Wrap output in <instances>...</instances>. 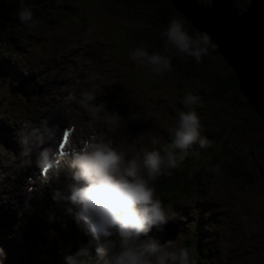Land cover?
<instances>
[{
	"label": "rangeland",
	"instance_id": "374dc122",
	"mask_svg": "<svg viewBox=\"0 0 264 264\" xmlns=\"http://www.w3.org/2000/svg\"><path fill=\"white\" fill-rule=\"evenodd\" d=\"M24 1L30 3L31 6H37L38 10L36 11L48 12V15L44 14V16L50 22L47 25L43 24V27L36 24L33 29L26 26L17 29L14 27L16 22L21 23L17 15L18 11L11 12L10 19L13 21L11 28L13 29L8 34L0 35V117L5 115L11 124L16 121L26 127V131H28V134L23 132L25 136L16 142L18 144L16 148L7 147L0 151V180L4 184H6L5 180H9V184H11L10 195L20 199L19 202H14V200L12 202L10 196L8 198L0 194V207L3 209L10 207L12 209L10 214L14 215V218L20 219L22 216H29L31 209L41 202L42 193L43 195H50L58 187H61L63 192L70 189L71 184L74 183L72 173L65 171L59 177L53 176L51 183L43 188L44 191L41 193L37 194V191L35 194H31L25 190L24 175H28L34 170L32 168L38 157L37 143L48 141L49 145L52 146L53 144H50V138L54 135L52 131H55V135H57L62 125L73 123L76 126L78 140L82 136L92 138L97 132L100 135L98 136L99 141L111 140L113 144L112 138L119 137L121 133H126L121 130L119 124L128 121L132 115L128 111L135 114L142 113L139 114V118L140 115H144L150 118L153 123L157 117V122L160 125L156 123L150 127L147 124H139L130 128L140 140L136 143L124 136L127 140L124 143L125 147L128 149L136 148V146L146 148L148 144L152 143L154 150L160 151L168 141L165 136L173 132L172 125L178 122L177 114L186 110L183 103L180 102V98L184 99L186 94L192 91L191 94L198 95L204 102L202 107L197 105L195 109L201 118L202 135L211 141V146L210 152L207 153L206 150V153L202 155L195 152V148L200 147L199 143H196L188 150L185 159L180 164L188 169V178H192L198 170L204 169V166L208 168L203 172L208 171L212 163L219 164L221 171L219 175H211L212 177L206 182L202 194L195 190L194 198L190 201H183L184 204L188 203L186 208L189 205H192V208L185 211L184 214L186 215L180 213L171 219L172 223L174 221L176 230L178 229L177 238L174 237L175 239L171 242L175 247H186V241L189 237L188 230H191L192 225L198 223L197 217L202 214L203 206L209 203L212 197L219 198L221 209L218 210V213L221 215L223 212L220 211H224V215L227 216L225 219L227 224L217 231L216 242L212 238L198 242L197 248L202 252L203 261L200 263L197 261L195 264H232L230 256L233 254L228 245L224 244L220 247L213 245L218 246V240L228 229H233L232 227L236 228V232L233 233L234 241H243L242 245H245L244 249L240 251L239 259L234 264H264V120L261 123H255L253 126H245L246 112L229 106L212 107L213 112L209 113L204 109L208 106V98L212 97L213 89L208 84L203 83L199 78L185 82L183 78L174 76L172 73L169 74V72L161 76L130 59L131 53L135 50L130 38L138 39L142 35V38H145L147 35L145 29L150 22L149 15L151 14L149 4H144L141 12L130 13L120 4L127 2L133 8L139 7L141 4L135 0H119L120 3L114 2V0ZM196 1L206 9L212 8L213 3L210 4L209 0ZM232 1L233 7L239 11L235 10L238 14L247 10L250 3L249 0ZM2 2L3 0H0V11L6 10ZM45 8L48 10L44 11ZM26 29L29 31L27 32ZM18 30L23 34L27 33L22 35L23 37L11 35V32H18ZM9 34L11 36L8 37ZM10 38L12 46L9 43ZM68 40L71 42V47L65 45ZM14 45L15 47H13ZM163 45L159 51L151 50L146 45L144 48L149 53L169 55L174 66L175 61L179 59L174 58L171 45L168 46V52H165V45ZM81 46H85V48L80 50L78 54L72 49V47ZM142 46L138 45L136 48ZM46 49H48L46 55L52 54L59 57L60 60L56 57L45 59L42 53ZM65 60L67 62L64 66L68 70L64 75L66 81L51 83L48 80L51 84L48 87L50 89L42 87V82L36 78L43 79L52 74L56 80L53 69ZM20 67L22 72L19 79L17 75H13L10 79L5 76L13 70V74H16L17 68ZM128 69H130L129 72H127ZM196 73L210 81V77H229L231 69L226 66L221 58H213L208 61L206 66L198 67ZM17 79L22 90H38L40 92L38 97L35 93L32 95L34 105L30 106V109H26L22 115L13 108L14 100L20 97L13 87V83ZM65 82L69 83V91L65 89ZM26 84L30 87H26ZM178 84H180V89H176ZM89 91L97 94L95 102H104L107 111L110 113L117 112L123 118L122 121L113 124L103 113L100 114L99 118L93 116L92 105L81 103L84 93ZM242 94H234V101L245 102L246 99ZM42 96L43 99L40 100ZM44 99L47 101L45 102ZM24 100L29 101V96H26ZM18 107H20V103ZM208 108L210 109L209 106ZM237 109L238 111H236ZM215 114H218L219 121L214 119ZM219 122L227 124L225 135L230 134L231 148L242 161V165L238 167L241 175H233L231 168L228 169L230 159L217 158L216 150L212 151L217 142ZM1 124L2 120L0 119ZM33 126L41 127L32 130ZM16 130L18 129L16 128ZM10 141L12 143V139ZM1 145L6 146L7 144L1 142ZM19 152L21 153L19 154ZM137 156H141L139 151L132 158ZM215 159L220 161L217 162L218 160ZM221 165L223 166L221 167ZM16 180H21V184H17ZM51 184L54 186L52 190ZM32 185L34 184L31 183ZM157 195L160 199L166 198L161 193H157ZM2 198L5 200L3 203ZM30 199L32 200L30 201ZM63 207L65 208L66 219H70L72 215H69L68 212L71 214L75 206L63 203ZM70 208L71 211H69ZM237 213L239 220H237ZM211 215L207 214V217ZM216 217L217 222L222 226L223 217L219 215ZM47 219L48 222H42L48 224L47 229L39 226L38 223L36 224L41 232L50 237L43 239V242L48 241V248L45 250L41 248L29 249L28 258L34 261L33 264H42L46 261L47 255L55 252L53 248L62 244V239L56 237V230L61 231V229L56 224L55 218L47 217ZM233 221L234 224L232 225ZM64 223L63 220H60V227ZM178 227H181V231ZM216 230L217 228H209L208 231L214 232ZM169 231H172V228ZM159 232L161 231L155 228L149 235L159 239L162 244L171 240L173 236L167 233V227L161 235H157ZM35 233L30 222L16 224L4 241L0 238V247L7 246L10 243L9 238L35 239ZM199 234H194L192 239L195 240ZM82 235L84 234L82 233ZM84 241H89V236H86ZM28 247L25 243H21L20 251L23 253V250ZM14 255L15 252L11 250L8 257L3 260V264H16L13 262ZM88 255L89 258L92 257L89 252ZM213 256L219 257L220 261H216L218 259L216 257L213 260L211 258ZM81 259H83V263L77 260L76 263L84 264L86 260L88 261L87 257L78 258V260Z\"/></svg>",
	"mask_w": 264,
	"mask_h": 264
},
{
	"label": "clouds",
	"instance_id": "9594fccd",
	"mask_svg": "<svg viewBox=\"0 0 264 264\" xmlns=\"http://www.w3.org/2000/svg\"><path fill=\"white\" fill-rule=\"evenodd\" d=\"M17 15L24 26L36 27L35 6L22 3ZM161 36L165 38V52L171 45L180 57H193L197 63L209 55L210 49L217 48L207 32L190 35L180 19H172ZM130 59L161 76L173 68L169 55L149 54L144 47H137ZM96 96L93 91L86 92L81 103L91 104L96 118L103 113L111 123H120L123 118L115 111L108 112L104 102L93 103ZM199 103V96L186 95V110L177 114V127L163 155L152 150L142 157L126 159L125 152L114 148L111 140L88 142L71 152L69 165L74 183L63 199L76 207L77 220L98 242L95 264H195L188 247H175L171 241L162 244L149 234L154 228L162 230L175 216L157 195L158 178L170 176L194 144L199 143L201 148L211 146V141L202 135L201 118L195 109ZM138 118L135 113L129 117ZM208 171L219 175L220 165L215 164ZM4 259L6 253L0 247V264Z\"/></svg>",
	"mask_w": 264,
	"mask_h": 264
},
{
	"label": "bare ground",
	"instance_id": "6f19581e",
	"mask_svg": "<svg viewBox=\"0 0 264 264\" xmlns=\"http://www.w3.org/2000/svg\"><path fill=\"white\" fill-rule=\"evenodd\" d=\"M213 1L214 0H212L211 3H213ZM252 1L253 0H250V6L247 8V10L241 12V14L245 13L246 11L248 12L250 10L249 8L252 6ZM255 1L256 0H254V2ZM259 1H264V0H259ZM233 9L235 10L234 7H233ZM219 25H220V29L222 30L223 29L222 28L223 23H220V21H219ZM195 28L198 31L200 30L199 27H197V26H195ZM199 32H203V31L201 30ZM70 44H71V42L68 40V42L65 45H70ZM70 47H71V45H70ZM83 48H85V46L74 47V48L72 47V49L75 51L76 54H78V52L80 50H82ZM217 48L219 49V46H217ZM91 49H93V48H91ZM47 51H48V49L44 50L42 53L43 56L45 57V59L48 60V59H52V58L56 57L60 60L59 57L54 56L52 54L46 55ZM117 52H118V50H117ZM66 62L67 61L65 60L63 63H60L58 66H56L53 69V73L55 75L56 80L53 78L52 74L45 76V74L39 70L45 76V78H43V79L36 78V79H38L39 82H42V87L50 89V88H48L51 86L49 81H51V83L56 82V81L58 82L61 80L66 81V79L64 78L65 73L68 72L67 67L64 66V64ZM129 71H130V69H128L127 72H129ZM13 72H14V70L12 72H10L9 75H5V76L10 79V77H12L13 75H17V77L19 79V76L22 72L21 67L17 68L16 74H13ZM134 74H137V72H134ZM18 79L14 81L13 87H15V89L18 92V94L20 95V97L14 100L13 108H15L22 115V113L26 109H30L29 107L34 105L32 95L35 93L36 97H38L40 92L38 90H22L20 85H19ZM26 87H30V85L26 84ZM65 87H66L65 89L69 91L70 86H69L68 82H65ZM26 96H29V98H30L29 101L24 100V98ZM42 99H43V96L41 97L40 100H42ZM44 101L46 102L47 100L44 99ZM19 103H20V107L17 108V106H19ZM119 103L121 104V102H119ZM128 112L130 114H133L130 111H128ZM139 114H142V113H139ZM0 119L2 120V124L0 125V138H1L0 139V147H3L4 149L7 147L16 148L18 146V144L16 142L19 141V139L21 137L25 136L23 132L28 134V131H26V127H24L22 124H20L16 121L11 124L10 120L5 115L1 116ZM156 123L158 125H160L159 122H157V117L155 118V122L152 123L151 119L148 117H145L144 115H140V118H138V119H128V121H126V122L124 121V123L119 125V127H121V130H124L126 133L125 134L121 133L119 135V137L113 138L115 142L113 141L112 146L114 148H116L117 150H121V149L125 148L124 143L127 140L125 139L124 136L130 138L133 142H136V143L139 142L140 138H138L130 128H133L139 124H147L148 126L151 127V125L156 124ZM70 126H71L70 123L66 124L67 129ZM15 127L18 130H16ZM40 127L36 128L33 126L32 130L34 128L40 129ZM70 129H71V127H70ZM115 130H116V128H115ZM52 133L55 135V132L52 131ZM94 134H97V132H95ZM97 135L100 136L99 134H97ZM78 137H80V136H78ZM165 137L169 141L171 140V134L166 135ZM10 139H12V143H10L11 142ZM81 139L86 140L87 136H82ZM1 142H3L5 145L7 144V145L6 146L1 145ZM1 149L2 148H0V150ZM138 151L141 153V157H142V154L144 152L152 151V144H148L146 146L145 150L141 149L139 146H136V148H131L127 152V154L129 156H135ZM20 153L21 152H19V154ZM27 154H25V155H27ZM0 173H1V171H0ZM210 178L206 179V180L208 181V180H210ZM24 179H25V177H24ZM16 181L18 182L17 184H21V182H22L21 180H16ZM207 181H205V184L202 185L200 190H198V192L200 194H202L201 192L205 188ZM5 183L6 184L2 183V180H0V194H3V197L10 196V199L12 202H13V200H14V202H19L20 201L19 197L13 198L12 197L13 195H10L11 184H9V180H5ZM3 184H4V188H3ZM26 187H27V185H26ZM50 188L52 190L54 188V186L51 184ZM69 194H70V192H68L66 195L59 194V193L52 194V195H49V194L43 195V193H42L41 202L35 208L31 209L29 216H22V218H20V219H16V218H14V215L10 214V212L12 210V209H10V207L7 209H3L2 207H0V235L2 236L0 238L3 239L2 241H4L5 237L11 232V229L13 228L14 225L21 224L23 222H30L31 228L33 230H35V232H36L35 233V239H28V240H21V239H17V238H9L8 239V241H10V243L7 246H4L3 249H4L5 253L7 252L8 254L11 250L15 252V255L13 256L14 257V260H13L14 263L16 262V264H18V262L20 261L19 264H33L34 261L30 260L28 258L27 253L30 251L29 249L30 248H33V249L41 248V249L45 250L48 248V244H47L48 241L43 242V239L45 238V234L43 232H41L39 226L36 224V221L40 218L49 217V218H56V224L61 229V231H59L58 229L56 230V233H57L56 237L57 236L60 237V239H62V243H64L66 240L70 241V239L74 238L75 236H73V235L78 234V236L80 237V240H78V243H76V245H77L76 248L77 247L79 248L78 249L79 251L77 250L78 255L83 256L84 258H85V256H88L87 257L88 264H95V257H96L95 248L97 247L98 242L87 231V228L83 224V222L77 220V217H76L77 209H76V207H73V212L71 214L68 212L69 215H72L71 218L66 219V212H65V208L63 207V203H66L68 205H70V203L67 202L65 199H63V197H66ZM163 199H161V201ZM186 200H188V199H186ZM186 200H183V201H186ZM183 201L178 200L177 202H174L173 203L174 207L171 205L172 203L166 204L162 201V204L164 205V207L166 209H171L172 211L175 212V215H178L180 213L184 214L187 209L192 208V205H189L186 208V205L188 203L184 204ZM3 202H5V200L2 198V203ZM220 207H221L220 199L212 197L211 201L203 206V211H201L202 214L197 217L198 223L196 225H192L191 230L190 229L188 230L189 237L186 241V247H188L191 250L192 259L195 261V263H197V261L199 263L203 261L202 252H201V250L199 251L197 248L198 242H202L204 239L207 240L210 238H212V240L214 242H216L215 239L218 237L217 231L219 229H222L227 224V222H225L226 221L225 219L227 216L224 215V211H220V212H223V214L221 213V215L218 213V210L221 209ZM204 210H205V212H204ZM207 214H212V215L210 217H207ZM184 215H186V214H184ZM217 215L223 217L222 220L224 221V223H222V226L220 225L219 222H217V217H216ZM60 220H63L65 222L62 227H60V225H59ZM237 220H239V214L238 213H237ZM176 223L178 226L179 224L177 221H176ZM233 224H234V221H233L232 225ZM166 227H167V233L169 235L176 234V236H174V237L177 238V236H178L177 230L178 229L176 230V226L174 224V221L172 223L171 219L169 220V222L167 224H165L162 227V230H159L161 232H159L157 235H161L164 232V230L166 229ZM163 228H164V230H163ZM170 228H172V231H169ZM209 228H215V229L217 228V230L214 232H209L208 231ZM232 228L233 229H228L222 235V237L218 240V246H216V244H213V245H215V247H220L221 245L227 244L230 251H232V254H233L232 256H230V260H231L232 264H234V262L239 259L240 251L244 249L245 245H242L243 241H240V240H237L236 242L234 241L235 236L233 233H234V231L236 232V228H234V227H232ZM174 229H175V233H174ZM72 230H76L79 232H77V233L76 232H69ZM153 230H155V228ZM179 230L181 231V227L179 228ZM239 230H240V228H239ZM81 232L84 235H82ZM196 233L197 234L200 233V234L196 237L195 240H193L192 239L193 235L194 234L196 235ZM86 236H89V241L85 242L84 240H85ZM201 236L203 238H201ZM49 238L50 237H48V235H47V239H49ZM190 241H193V244L190 243ZM21 243H25L26 247L29 246L28 248H25L23 250V253L20 251V244ZM62 245L63 244H61V246ZM61 246L59 245L58 247L53 248V249H55V254H57V252H58L57 250H59L61 248ZM194 247H195V249L193 250ZM18 251H20V252H18ZM87 251L91 254V256H92L91 258H89ZM7 253H6V258L8 257ZM214 257H216V256H213L211 258L213 260H215ZM216 258H218L216 261H220L219 257H216Z\"/></svg>",
	"mask_w": 264,
	"mask_h": 264
},
{
	"label": "trees",
	"instance_id": "16d2710c",
	"mask_svg": "<svg viewBox=\"0 0 264 264\" xmlns=\"http://www.w3.org/2000/svg\"><path fill=\"white\" fill-rule=\"evenodd\" d=\"M135 1L141 5L135 8L130 6L127 2L121 3L120 5L124 9L128 10L130 13H134V12L138 13L137 11L141 12L142 10L141 8L144 4L146 5L149 4V9H150L149 12L151 13L149 15L150 22L145 29L147 31V33H145L147 34L146 37L142 38L143 36L142 35L138 39H135L133 37L130 38L135 49H136V46L138 45H143L142 47L146 45L151 50L159 51L160 50L159 48L163 44L165 45L164 43L165 38L161 36V33L167 28L169 22L172 19L182 20L185 24L186 30L189 32L190 35L195 36V34L199 32L195 28V26H193L191 22L186 20L184 15L177 12L172 6V4L167 0H135ZM211 1L212 0H209L210 3ZM114 2L120 3L119 0H114ZM22 3L25 6H31L30 3H27L24 0H3L2 4L6 8V10L0 11V35L8 34L13 29L11 28L13 26V23H12L13 21L10 19V13L19 11ZM249 6H250V3L247 6V8ZM36 10H38L37 6H35V17H34V19L36 20V24L41 25V27H43V24L47 25L50 22V20L45 18L44 14L48 15V12L43 13L41 11H36ZM43 10L47 11L48 8H45ZM235 10L237 9L235 8ZM237 12L239 11L237 10ZM14 27L17 29H22L24 28V25L21 24L20 22H16V25ZM26 30L27 32L29 31L28 29ZM25 34H23V32H20V30H18V32H11V35H14V36L23 37ZM11 35L9 34L8 37ZM9 43H10V46H12L11 38H10ZM13 47H15V45ZM172 48H173L172 53L174 55V58L179 59V60L175 61V65L172 68L173 72H169V74L172 73L174 76L183 78L185 82H190V81H193L199 78L203 83H206L210 87H212L213 89L212 97L208 98V101H207V105L210 107V109L208 108V106L204 107V109H206L207 111H209V113H211L213 112L212 107H217V106H229L233 109L239 108L240 110H243V112H246L245 114L247 115V118H246L245 126L247 125L253 126L255 123L262 122L263 119L255 115L254 110L250 107L247 98L242 94L240 87H239V81L237 79L235 71L228 64L226 59L218 53L217 48L214 51L210 49L209 55L203 57L200 63H197L195 58L193 57H180L177 54L175 48L174 47ZM149 54H152V53H149ZM213 58H221L222 60H224V63L226 64V66L229 69H231V75L229 77L227 78L210 77V81H209L208 78L205 79L200 74L196 73L198 67L201 68L203 66H206L208 61ZM176 89H180V84L177 85ZM190 92L193 93L192 91ZM234 94H238V95L242 94V96L246 99L245 102L243 101L240 103V101L238 102L234 101V97H233ZM184 99L180 98L181 100L180 102L183 103ZM212 103L214 104L213 106H212ZM179 105L182 107L181 104ZM198 105L201 107L202 105H204V102L202 99H200V103ZM236 111H238V109ZM177 119L179 118L177 117ZM214 119L216 121L220 120L218 118V114H215ZM219 124L220 126L218 128L217 142H216L215 148L212 151L216 150L217 158L221 157L222 160H225V158L230 159L231 161H229V164H228L230 167H228V169L231 168L233 175H241L240 171L238 170V167L239 165H242V161L234 153V151L231 148L232 145H230L231 143L230 134L225 135V132L227 131V124H223L221 122H219ZM176 127H177V122L174 123V125H172L173 132ZM169 143H171V141H168L167 144H165L161 148L162 155ZM209 148H201V147L197 148L196 147L195 152L197 154L203 155L204 153H206L205 152L206 150H207V153L210 152ZM202 155H201V158H202ZM215 160H218V159H215ZM219 161L220 160H218L217 162ZM215 164L216 163H212L210 166L212 167ZM222 166L223 165H221V167ZM203 168L204 169L202 170H198L197 174H195L192 178L190 177L188 178L189 176L188 169L184 166H181V164H179L177 168L171 170L172 174L170 176L163 175L159 177L156 182L157 193H161L164 196H166V198H164L162 201L166 204L172 203L171 205L174 207L173 203L177 202L178 200L183 201V200L188 199L187 201H190V199L194 198L195 190H200L202 185L205 184V181H207L206 179H209L210 177H212L211 175L214 174L210 171L203 172V170H205L208 167L204 166ZM73 236L75 237L70 239V241L66 240L64 243H62L63 245L61 246L59 250H57L58 251L57 254H55V252H52L51 254L47 255L46 261L42 262V264H77L76 263L77 261L83 263V259L78 260V258H80L81 256H79L77 253V250L79 248L78 247L76 248L77 246L76 243H78V240H80V237L78 236V234H75ZM190 243L193 244L192 241H190ZM86 257L88 256H85V258ZM69 258H72V260L70 261Z\"/></svg>",
	"mask_w": 264,
	"mask_h": 264
},
{
	"label": "water",
	"instance_id": "95a60500",
	"mask_svg": "<svg viewBox=\"0 0 264 264\" xmlns=\"http://www.w3.org/2000/svg\"><path fill=\"white\" fill-rule=\"evenodd\" d=\"M169 1L199 31L211 36L219 46L218 53L235 71L240 90L255 115L264 119V1L253 0L250 10L243 14L233 9L232 0H214L210 9L196 0Z\"/></svg>",
	"mask_w": 264,
	"mask_h": 264
}]
</instances>
